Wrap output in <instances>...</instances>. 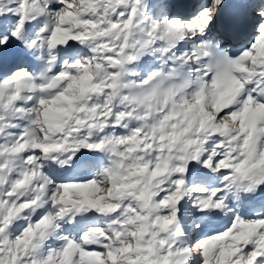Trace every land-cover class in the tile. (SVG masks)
Here are the masks:
<instances>
[{
  "label": "snow or ice",
  "instance_id": "1",
  "mask_svg": "<svg viewBox=\"0 0 264 264\" xmlns=\"http://www.w3.org/2000/svg\"><path fill=\"white\" fill-rule=\"evenodd\" d=\"M0 264H264V0H0Z\"/></svg>",
  "mask_w": 264,
  "mask_h": 264
}]
</instances>
